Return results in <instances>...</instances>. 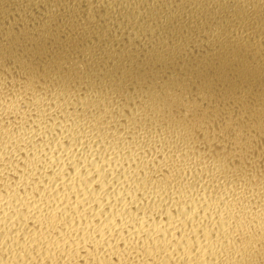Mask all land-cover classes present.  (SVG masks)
Wrapping results in <instances>:
<instances>
[{
    "label": "clouds",
    "instance_id": "obj_1",
    "mask_svg": "<svg viewBox=\"0 0 264 264\" xmlns=\"http://www.w3.org/2000/svg\"><path fill=\"white\" fill-rule=\"evenodd\" d=\"M103 6L45 4L0 44V264H264V0L131 5L144 56ZM201 43L222 79L155 70Z\"/></svg>",
    "mask_w": 264,
    "mask_h": 264
},
{
    "label": "bare ground",
    "instance_id": "obj_2",
    "mask_svg": "<svg viewBox=\"0 0 264 264\" xmlns=\"http://www.w3.org/2000/svg\"><path fill=\"white\" fill-rule=\"evenodd\" d=\"M53 2H59V0H0V44H8L14 46L15 42L12 40L2 41L5 33L17 34L19 30L28 24L30 21L33 23L37 22V19L41 16L44 11L45 4H51ZM95 4H103V7L98 9L99 13L108 12L109 15H113L111 9H108L106 5L108 3L115 4H127L129 7L120 8L116 10L114 14L115 20H118L120 24L127 25L123 33H119L120 39L114 41L117 50L128 48L130 49L131 55L144 56L145 52L149 50V41L144 37L148 36L146 27L141 29L139 26L135 27L134 30L141 32V36L136 38L132 37L131 43H129V36L131 35L127 29L133 28L132 24L128 21L135 17L136 9L131 5L140 4L141 6L148 3H155L159 7L147 9V18L141 17L144 20L145 26L150 23L157 21L158 18L168 15L169 12H176L180 17H190L195 20L197 17H203L211 9H207L206 6L209 3L218 2V0H91ZM83 5L85 0H80ZM171 3L173 7L167 8L166 5ZM196 4H201L202 7L196 8ZM189 5H193L189 7ZM139 23V22H138ZM94 33H100L105 30L103 21L97 25L91 26ZM113 28H116V24L113 23ZM178 36L183 35V29H180L176 33ZM111 37V32H108V38ZM11 39V36L9 37ZM96 35L93 34L91 39L96 40ZM203 39H207L206 37ZM191 49L189 51L188 49ZM210 51L209 45L201 43L199 48L189 44L187 48L183 50L177 49L175 54L174 63H163L157 62L155 70L160 72L161 75L166 76L169 72L190 70L195 67V72L199 74H207L211 76L223 78L225 72L229 71L219 60L217 56H205L204 53ZM195 58V59H194ZM229 74H235L230 72Z\"/></svg>",
    "mask_w": 264,
    "mask_h": 264
}]
</instances>
